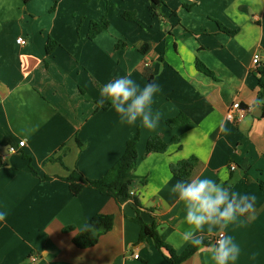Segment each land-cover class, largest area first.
Wrapping results in <instances>:
<instances>
[{"label": "crops", "instance_id": "obj_1", "mask_svg": "<svg viewBox=\"0 0 264 264\" xmlns=\"http://www.w3.org/2000/svg\"><path fill=\"white\" fill-rule=\"evenodd\" d=\"M161 1L153 10L149 0H0V212L7 213L0 264H170L152 240L138 242L132 202L120 207L90 188L76 196L63 181L75 169L101 178L136 136L132 191L143 221L156 222L177 253L191 245L178 235L187 227L183 202L170 194L188 180L171 166L195 157L189 180L208 176L256 197L254 216L204 240L223 232L240 248L233 264H264V118L255 107L252 64L255 55L264 63V0ZM128 12L137 22L124 17ZM104 18L108 29L90 40L91 23ZM50 39L57 45L48 53ZM126 75L159 86L155 130L121 124L112 107L99 108L101 87ZM234 102L250 109L238 124L225 118ZM180 114L190 122L170 128L167 121ZM154 136L170 144L166 153L146 155ZM22 140L24 148L8 152ZM97 214L113 215V229L96 246L77 248L74 237ZM68 227L74 231L64 232ZM210 256L207 247L198 249L183 264H212Z\"/></svg>", "mask_w": 264, "mask_h": 264}, {"label": "clouds", "instance_id": "obj_2", "mask_svg": "<svg viewBox=\"0 0 264 264\" xmlns=\"http://www.w3.org/2000/svg\"><path fill=\"white\" fill-rule=\"evenodd\" d=\"M159 86L147 83L141 86L130 75L111 80L100 89L99 103L109 102L119 116L121 124L136 125L155 130L161 119L159 111H153V104ZM264 105V100L256 99L255 107ZM227 135L230 130L221 126ZM170 194L184 205L186 228L179 235L180 241L197 249L205 247L211 253L212 264H233L240 254L238 244L229 235L220 234L215 243L204 245L205 235L215 234V230L236 223L241 217L254 216L256 197L233 191L208 176H197L188 181H177ZM6 212H0V221L6 219ZM83 232L96 234L95 225L85 224Z\"/></svg>", "mask_w": 264, "mask_h": 264}, {"label": "trees", "instance_id": "obj_3", "mask_svg": "<svg viewBox=\"0 0 264 264\" xmlns=\"http://www.w3.org/2000/svg\"><path fill=\"white\" fill-rule=\"evenodd\" d=\"M24 3H29L32 0H22ZM151 8H156L164 5L161 0H149ZM124 17L127 20L137 22L134 13H125ZM109 21L104 18L101 22L91 23L88 38L94 39L100 33L108 29ZM229 35H235L237 31L221 28ZM54 45H57L53 40H49L47 51L50 53L53 50ZM146 48V47H145ZM145 48L142 51H145ZM198 68L205 73L206 68L198 63ZM203 68V69H201ZM209 74V73H208ZM257 82L259 87L258 99L264 100V66L259 67L256 70ZM109 102H105L103 105L99 103L101 110H108L111 108ZM262 114L264 118V105H261ZM190 122L189 118L180 114L179 116L169 119L167 125L170 128H179ZM138 142L139 137L129 140L126 143L125 151L122 157L114 164V166L108 170L101 178L92 180L85 177L78 169L73 170L68 177L63 179L68 185L71 192L78 196L85 188H90L98 191L104 196L112 198L118 206H123L125 203L132 202L136 216L133 221L140 226V234L138 242H147L152 240L156 249L161 252L170 264H183L198 251L196 247L189 245L182 253H177L170 245L165 243L160 235L159 226L156 222L146 223L143 221L142 214H144V208L142 207L139 199L135 195H131L133 188V175L138 164ZM174 143L177 140L173 141ZM170 147L169 143H166L160 136L151 137L146 145V155L159 153L163 154L168 151ZM60 161V160H59ZM198 164V160L195 157L179 162L176 165L171 166V173L180 180H189L192 177L193 171ZM45 180H51L50 177H45ZM114 216L97 214L92 217L86 224L95 225L98 229L94 236L91 233L83 232L82 229L76 234L73 239L74 245L79 249H89L96 246L100 238L110 232L114 226ZM74 231L73 227L64 229V232ZM204 245H211L210 241L204 240Z\"/></svg>", "mask_w": 264, "mask_h": 264}, {"label": "built area", "instance_id": "obj_4", "mask_svg": "<svg viewBox=\"0 0 264 264\" xmlns=\"http://www.w3.org/2000/svg\"><path fill=\"white\" fill-rule=\"evenodd\" d=\"M17 43L20 45H25L26 42L25 40L20 37L17 39ZM252 64L255 68H259L261 66H264V63L261 62V58L259 55H255L253 60H252ZM148 66V65H147ZM250 112V109L248 107H244L242 106L239 102H234L230 108L226 111L225 114V118L228 122L233 123V124H238L240 122H242L247 114ZM25 141L22 140L18 143V147H10L8 149V152L11 154H16L18 152L19 149L24 148L25 147ZM2 155V152L0 150V156ZM235 169V166L232 167V170ZM131 195H135V193L133 191H131ZM220 234H224L223 232L219 233L218 236H216L215 238L209 240L211 242V244H214L216 239L219 237ZM135 258H138L137 255L134 256ZM38 258L36 256L31 258L32 262H37Z\"/></svg>", "mask_w": 264, "mask_h": 264}, {"label": "water", "instance_id": "obj_5", "mask_svg": "<svg viewBox=\"0 0 264 264\" xmlns=\"http://www.w3.org/2000/svg\"><path fill=\"white\" fill-rule=\"evenodd\" d=\"M254 116L257 117V118H260V117H261V110L258 109V110L254 113Z\"/></svg>", "mask_w": 264, "mask_h": 264}]
</instances>
